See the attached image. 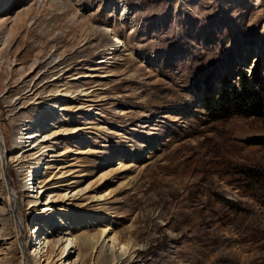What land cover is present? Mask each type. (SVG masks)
Listing matches in <instances>:
<instances>
[{
	"label": "rangeland",
	"instance_id": "1",
	"mask_svg": "<svg viewBox=\"0 0 264 264\" xmlns=\"http://www.w3.org/2000/svg\"><path fill=\"white\" fill-rule=\"evenodd\" d=\"M6 13L0 166L17 205L9 235L32 238L21 185L60 164L75 171L51 175L33 208L51 192L64 218L55 226L83 239L106 230L130 253L123 264H264V116L205 108L252 67L251 79L264 80V0H0ZM50 53L63 64L45 66L28 91L30 63ZM47 144L56 156L40 155ZM76 173L82 194L61 200L60 184ZM4 190L0 179L7 203ZM28 250L27 264H37Z\"/></svg>",
	"mask_w": 264,
	"mask_h": 264
},
{
	"label": "bare ground",
	"instance_id": "2",
	"mask_svg": "<svg viewBox=\"0 0 264 264\" xmlns=\"http://www.w3.org/2000/svg\"><path fill=\"white\" fill-rule=\"evenodd\" d=\"M10 19H11V15H8V13L4 14L3 16H0V28L4 27L5 23L8 20L10 21ZM89 29L90 31L92 30L93 32L96 31V24L91 22L89 24ZM10 32H12V29L10 30ZM119 42H121V40H119ZM0 43L4 46H7L10 44V39L7 37V35L4 36L3 34H0ZM46 55H44L46 56V58L44 59L43 63L41 59L39 60L34 59L30 63L29 68L32 70L33 74L30 76L29 80L25 82V86H24V88L28 89V91L32 90V88L35 86L36 84L35 78L40 73V71L43 68H45V66L48 65L50 69H55V67L58 68L57 65L59 66V64L62 63L60 60L57 62V60L55 59L59 57L58 54L50 53ZM0 60L3 64H6V65L9 64V62H11L9 59H6V58H1ZM54 87H55L54 91H58L57 86L55 85ZM10 101H12L11 98H10ZM37 131L28 132V135L26 136V139H27L26 142H30V143H28L27 145L25 144L26 146H29L31 144L32 142L31 139L34 136L36 137ZM0 142H2L1 134H0ZM44 149L45 150L40 155L42 154L46 155V153L44 152L48 151L49 153H47V156H50V157L56 156V153H53L54 151L53 144H47L46 146H44ZM82 152L83 151H81L80 149H77L73 151V154L82 153ZM40 155L38 156V158L40 157ZM44 155L41 156L39 160L37 158L36 162L29 165L28 169L30 173H35V171L38 169V166L40 165V161L42 162L45 159L43 158ZM10 157L12 159L14 158V161L17 160L15 155L10 156ZM70 159L74 161L76 160V157H72ZM66 167L60 164L57 165L55 167L56 169L55 173L53 175L50 174V176H48L43 181L38 180L36 175L34 176L35 179L33 178L34 180L32 182L29 180L23 181L21 186L29 187V190H27L26 192L27 195L24 197H31L28 201L26 200L28 203V209H31L27 213H29V217L31 216L36 217V218L33 217V219L36 220V224H37V227L34 228V231L32 232V238L29 241H27V243L24 244L21 241V239H19L20 235L18 236L17 232L14 235H9L10 228L7 227L8 224L6 225L7 218L8 216L12 215L15 209L17 208L16 204L12 203L11 205L9 203L11 202L10 193H12L13 196L16 193L10 185L9 176H6V174H4L1 171L2 169L0 166V179L2 180L3 187L5 188L4 191L6 193V196H8V199H9V201L7 202L9 204H7L6 202L2 203L0 201V236L2 238L1 239L2 247H0V250H6V253H5L6 256L0 258V263L12 264L10 259L11 257H13L14 252L17 250V252L20 254L19 264H27L28 262L27 259L25 258L24 255L22 256L23 250H25L26 244H28V248H29L28 250L29 257L35 262H37V264H51V263H57V262H61V264H64V263L65 264H76L77 260H80V259L89 260L90 264H123L125 259L130 257V253L128 252L127 249H125V246H117L113 237H108L106 230L101 231L100 239L98 237H87L83 239L79 235L75 234L72 229L66 226L64 222H62L61 225L59 226H55L56 222L61 221L64 218L61 215H58L59 216L58 217L55 214L56 207L53 204L54 200L51 199V197H54L55 195H53L51 192L48 194L49 196L48 195L46 196L45 201H42V202L40 201L41 204H39L40 205L39 208H33L35 205H37V203H39V200H40L39 195H42L43 193L48 191L47 190L49 187L48 181L53 179L52 177H54V175H57L56 177L59 178L62 176L70 175L72 174V172L75 171V170H70L69 168L64 169ZM79 175H80L79 173L73 174V176H71L72 178L69 179L66 183L60 184V185H66L68 187H72L69 190H68V187L64 189V193H62L59 196L61 200H67L68 197H70L71 195L75 196L77 194L79 195L82 194L83 190L78 189L76 186L78 183V180H76L75 177H78ZM71 191H72V194H69ZM36 209H39L38 213H35ZM51 227L54 228L53 231H50ZM41 229L44 230L45 232H42ZM101 237H107V240H104L103 238L101 239ZM8 239H11V240L9 241ZM0 254H1V251H0ZM7 254H11V256L9 255L7 256ZM74 254L76 255V258L73 261L69 262V257ZM63 258L64 260L62 261Z\"/></svg>",
	"mask_w": 264,
	"mask_h": 264
},
{
	"label": "trees",
	"instance_id": "3",
	"mask_svg": "<svg viewBox=\"0 0 264 264\" xmlns=\"http://www.w3.org/2000/svg\"><path fill=\"white\" fill-rule=\"evenodd\" d=\"M255 69L252 67L249 74L245 76L240 73L237 80V86L231 82L221 86L219 94L212 105L205 104L208 113L214 111L226 113L227 109L230 112H238L254 116H264V80L254 82L253 77ZM249 76V77H248ZM257 79V80H258ZM230 107V108H229Z\"/></svg>",
	"mask_w": 264,
	"mask_h": 264
}]
</instances>
